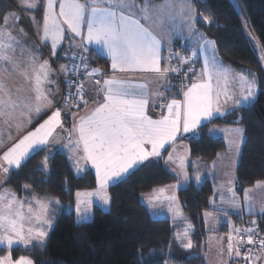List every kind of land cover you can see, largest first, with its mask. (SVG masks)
Returning a JSON list of instances; mask_svg holds the SVG:
<instances>
[{
  "label": "snow or ice",
  "instance_id": "snow-or-ice-1",
  "mask_svg": "<svg viewBox=\"0 0 264 264\" xmlns=\"http://www.w3.org/2000/svg\"><path fill=\"white\" fill-rule=\"evenodd\" d=\"M39 3L40 0H21L20 6L35 11ZM56 4L57 0H46L43 23L37 25V34L41 40L51 41L53 55L64 39L66 26L71 33L86 42L81 45L83 53L88 51V44H95L106 52L111 59L114 74L102 81L93 80L99 70L89 71L87 58L81 54L80 59L85 62L84 72L80 73L78 66L73 65L77 82L73 84L71 79L67 80L69 92L63 98V107L55 106L54 97L59 94V85L51 79L54 70L49 61H40L33 51L35 46L26 45L27 34L18 26L20 17L15 13L3 15V23L0 24V148L6 150L0 155V174L7 178L11 171L19 170L34 151L59 143L60 133H66L67 142L62 146L69 149V158L74 161L76 172L79 174L84 170L81 161H85L91 163L96 173L97 188L94 191L76 192L75 212L79 224L89 220L92 197L103 205L110 203L111 196L107 191L110 183L120 180L149 158L160 157L165 145L174 143L181 130L184 133L190 132L202 121H210L215 114H225L220 107V97L224 95L226 100L233 99L227 89L230 81L238 80L240 87V96L233 101L234 107L252 101L257 84L254 74L250 79L243 72L233 73L216 55L215 41L194 29L195 14L190 0H180L179 3L177 0H166L162 4L144 0L141 5H137L134 0H59L58 12ZM177 16L188 31L197 36L198 43V48L192 50L191 56L174 54L180 64L191 62L198 52H204L209 47L212 55L204 56L201 74L193 76L190 84L181 85L184 89L183 99H172L166 105H161L162 108L166 107V113L162 112L158 119H153L147 114V86L134 84L115 73L150 71L166 77L169 73L179 72L180 68L161 67L162 40L156 34L157 30L166 25L175 31L174 21ZM32 19L35 20L34 17ZM203 19L210 23L208 17ZM61 71L67 73L68 69L61 65ZM188 71L194 70L189 68ZM80 75L85 79L79 80ZM49 85H55L56 91L53 92ZM73 87L75 92L71 91ZM88 91H93L97 97L90 108V101L85 99ZM81 104L85 106L83 114L79 111ZM73 107L77 111L71 112L72 127L66 129L63 116ZM53 108L51 115L34 130L22 136L13 135V130L19 134L34 117ZM223 131L234 132L239 136L237 141L232 142L239 154L244 129L237 127ZM50 154L45 155L40 165L45 174L48 172ZM184 159L179 158L181 172L176 175H182L187 183L189 176L183 170ZM168 160H173L171 153ZM212 167H215V161ZM195 178L200 181L199 173ZM3 182L0 180V185ZM228 184L233 185V180L230 179ZM261 184L264 181L257 182L258 186ZM23 188L32 193L30 198L20 197L15 191L0 187V246L39 248L47 239L46 229L52 226V205L59 206L60 200L47 194L41 196L27 184ZM165 191L164 188L154 189L153 194L147 197L149 206L155 209L166 200L174 222L184 218L178 198L175 195H163ZM228 191L232 197L230 202L239 208L234 186H230ZM249 191L244 190V200L249 212H252L254 205ZM259 211L264 213V207ZM252 223L255 224V221ZM192 231V225L186 222L184 231L175 233L176 240L185 250L193 248ZM233 231H243L248 235L246 240L237 239L235 242L232 235L228 236L229 258L233 255L240 258L241 247L249 245L251 247H248L243 259L248 264L260 261L264 255V238L254 239L258 233L253 228H235ZM223 251L221 249V254ZM0 264H34V261L27 257L13 261L9 253L0 257Z\"/></svg>",
  "mask_w": 264,
  "mask_h": 264
},
{
  "label": "trees",
  "instance_id": "trees-1",
  "mask_svg": "<svg viewBox=\"0 0 264 264\" xmlns=\"http://www.w3.org/2000/svg\"><path fill=\"white\" fill-rule=\"evenodd\" d=\"M134 1L137 4L143 2ZM239 1L264 55V0ZM190 3L194 9L195 28L215 41V49L220 59L250 78L254 74L257 84L255 98L250 103L201 123L195 136L185 138L189 147L192 180L187 186L177 189V198L183 212L194 226L191 232L193 248L185 250L175 238L176 226L168 218L152 217L140 200L141 193L175 181V176L165 168L159 158L144 163L108 186L107 191L111 196L108 210L94 205L92 217L79 224L72 211L63 210L54 217L42 247H12L13 257L27 255L34 264H205L202 250L207 230L204 229L202 212L211 207L216 178V173L210 171V165L218 154L225 151L224 140L208 133L210 126L239 125L244 129L234 170L235 192L241 195L245 188L264 181V68L256 54L255 45L244 32L231 0H190ZM13 9V0H0V23L3 15ZM31 12L35 20L40 22L43 0ZM204 17H208L210 23ZM18 22L25 26L23 19L20 18ZM171 47H178L177 40L172 42ZM65 48L66 46L61 45L52 57L54 63L66 62L68 69L67 73L62 71L59 72L60 76L54 77L59 85L55 106L63 89L61 77L65 79L69 74L75 54H83L87 58L88 68L106 70L109 67L108 59L91 48L86 53L82 50L76 51L71 56H68ZM181 50L182 53H188L185 46ZM170 65L182 70V66H179L173 56ZM189 74L180 76L177 72L170 73L168 84L171 87L164 90L165 96L181 95L182 88L179 83L188 85L191 81ZM69 113L63 116L64 127L68 126ZM49 153L48 172L45 174L40 165ZM197 173L201 177L199 182L195 178ZM3 181V186L15 191L20 197H31L32 193L24 191L23 188L27 184L41 196L47 194L59 198L62 207L73 202L77 191L92 189L96 185L91 171L76 174L66 153L59 145L54 144L34 151L19 170L11 171ZM249 218L258 222V230L264 234V213L231 215L234 224L237 223L238 226ZM241 248L242 256L230 259L229 264H235L234 261L248 264L243 259L244 250Z\"/></svg>",
  "mask_w": 264,
  "mask_h": 264
},
{
  "label": "crops",
  "instance_id": "crops-1",
  "mask_svg": "<svg viewBox=\"0 0 264 264\" xmlns=\"http://www.w3.org/2000/svg\"><path fill=\"white\" fill-rule=\"evenodd\" d=\"M13 2L15 4V12L18 16L20 13H23L24 11H31V10H26L20 6L21 0H13ZM45 2H46V0H43V6H44ZM165 2H166V0H161L158 2H154V3L162 4ZM143 3H144V0L141 4H143ZM141 4H137V5H141ZM21 18H22V15H21ZM175 21H176V19H175ZM2 23H3V21L0 24H2ZM29 24H31V23H28V25ZM18 26H19V28H23L24 31L26 32V28H27L26 26H24V27L21 26L19 24V22H18ZM17 31H18V29H17ZM26 34H27V32H26ZM156 34L162 40L161 59H162L163 50L165 49L164 46L166 44L169 45L168 49L171 52L172 50H171L170 45H172V42L174 40H177L179 42L183 36L182 33H177V32H172V31L170 33L167 32V34L162 33V35L159 32H157ZM48 41H50V40H48ZM48 41H46V43H44V45H42L38 41L35 42V40L33 38L29 37V35L27 34V39H26L25 43L27 46H32V45L35 46L33 48V51L38 55L40 61H44V60L49 61L52 69L54 70V72L51 76V79L55 80L54 77L60 76L59 72H62L61 71V65L66 66L67 63L66 62L54 63L52 61V57L54 55L50 51L51 49H50ZM182 46H185L188 49V53H186V54H190L189 47L186 45L185 42L182 43ZM87 47L95 50L100 55L106 57L109 61V67L106 70H103L100 68H93V67L88 68L89 71H91L92 69H98L99 70V72L93 77V79L96 77L97 79L102 81L105 78L111 77L114 73H113V70L111 68V59H110V57L107 56L106 52L101 51L99 49V46H97L95 44H88ZM57 50H58V48H57ZM206 54L209 57H211L212 51H210V48L206 49ZM25 55H27V53H25ZM162 60H163V62H162ZM162 60H161V67L165 68L164 65L166 64V58H164ZM203 62H204V60H203ZM203 62L200 61V63L197 65L195 71L193 72L192 78H193V76H198L199 74H201L202 69H203ZM224 65L228 66L227 64H224ZM170 67H171V65H170ZM228 67H230V66H228ZM230 69L233 71V73H239L231 67H230ZM115 75H117L120 78L130 80L134 84H137V85L144 84L147 86L145 89V91L147 93V99L149 101L148 106H147V114L149 116H151L153 119H158L159 116L162 114V112L166 113V111H167L166 107L162 108L161 105H166L172 99H177V100L183 99V95L172 96V97H166L165 96L164 90L169 86V84H168V75L169 74L165 77L163 75H160V74H157L154 72H150V71L149 72L134 71V72H125V73H121V72L117 71L115 73ZM191 82H192V79H191L190 83ZM49 87H51L53 89V92L56 91L55 85H49ZM221 87H223V83L221 84ZM227 89H228V94L233 96V99L232 100H226L225 96L221 95L220 107H221L222 111H224V113L236 108V107H234L233 101H234V99H238L240 96V87H239L238 80L230 81L227 85ZM160 94H162V95H160ZM55 98H56V96L54 97V100H55ZM85 99H88L90 101V103L88 105V107L90 108L93 106L92 101H95L97 99V97L95 96L93 91H88L87 95L85 96ZM158 105H160V111H159V113L156 114L154 109ZM52 110H54V108L49 110L48 114L46 112V113H43L42 115L38 116L36 119L33 118L32 119L33 123L31 122L30 124H28L27 127L25 128V131L28 132V131L34 130L35 127H37L40 123H42L45 119H47V117L49 115H51ZM75 110L77 111V109H75ZM79 111L81 114H83V112L85 111V106L82 105L80 107ZM220 115H222V114L217 113L214 115V117L220 116ZM69 117L70 118H69L68 124H67L68 126L67 127L65 126L66 129H70L72 127L73 118H72L71 112L69 113ZM204 122H207V121H202V123H204ZM237 127L241 128L239 125H226V126H215L214 125V126H210L208 128V133L211 136H220L224 140L225 151L223 153L219 154L215 158V167H212L213 162L210 165L211 166L210 171L213 170V172L216 173V178L214 181L215 194H214V197L211 199V207L206 209V210H203V212H202L204 229L207 230L205 241H203V249H204V246H206L207 241L210 239L211 235H214V234L219 239L224 241L223 244H226L228 242V235H229L230 231L232 230L231 232L235 233L233 231V229L239 227L237 225V223L234 224L233 220L231 219L232 214H240V215L254 214V213L260 212L259 209L264 207V184H261L258 186L257 183H254L250 187L245 188V189L250 190L249 196L251 198V203L254 205L252 212H249L247 203L244 200V190L245 189L243 190L241 195H238L235 192L236 193L235 198H236L237 202L239 203V208L235 207V205L230 202L232 197H231V194L229 193L228 189L230 186H234V170H235V166H236L238 156H239V154L236 153L235 144L232 142L237 141L239 139V136L234 132H225L223 130L224 129H233V128H237ZM181 128H182V125H181ZM197 128L190 131V132H187V133H184L181 130V132L178 133L177 139L175 140L174 143H170V144L165 145V150L161 151L160 157H152V158H149L148 161H146V162H149V161H153V160L160 158L162 160V163L165 166V168L171 174H173L175 176V181L170 182L168 184L153 187L151 190L141 193L140 200L144 204V206L147 208V210H148V208H152L149 206V204L147 202V197L149 196L150 193L153 194L154 189L164 188V189H166V191L163 195H165V196L175 195L177 197V189L179 187L187 186L191 182L192 175H191V172L189 169V163H190L191 159H190V154H189L188 143L185 141V138L195 136L197 134ZM210 129H212L213 131H209ZM66 135H67L66 133L61 132L59 137H58L60 142L55 143L54 146L59 145V148L62 149L68 157V155L71 154L68 151L69 149L66 148V150H64V147L62 146L64 143L67 142L65 139ZM242 141L240 143V147H241ZM230 144H231V146H230ZM148 147L150 149V146H148ZM170 153L173 156V160H168V156ZM180 157L185 158L183 170L186 171L188 176H189V180L187 181V183L184 182L182 175H180V176L176 175L177 172H181L180 160H179ZM69 161H70V164L73 168V171L75 172L74 161L72 159H69ZM81 165L84 169L82 172H85L87 170L91 171L93 173V175L95 177V181H96L95 168L91 165V163L81 161ZM76 174H78V173H76ZM79 174H81V173H79ZM230 179L233 180V185L228 184V181ZM173 186H177V187H173ZM3 187H5V186H3ZM85 190H90V189H85ZM82 191H84V190H80V192H82ZM143 195H148L145 199L146 201H143V199H142ZM222 197H223V199H222ZM75 198H76V194H75L74 199ZM74 199H73V201H74ZM147 205H148V207H147ZM167 207H168V201L163 200L160 204H158V206L155 209H153V208L152 209L155 212H157V216L162 214L163 212H164V214H167V215L170 214L169 215L170 218H169V216H163V215H161V216L163 218H168L176 226L175 233H177V232L182 233L181 231H184L186 222L190 223L192 225V227H194L193 224L191 223V221L189 220L188 216L184 212H183V217L186 219L178 218L174 222L173 214L168 211ZM65 211L75 212V206L74 205L72 206V203L68 204L65 207ZM148 212H149V210H148ZM206 213H207V215H205ZM249 220H253V219L249 218V219H246L245 221H249ZM221 223H223V225H221ZM235 235H236L235 239L237 240L238 239L237 233H235ZM241 253H242V248H241ZM262 257L264 258V255H262ZM231 259H233V258H231ZM205 264H207V263L205 262Z\"/></svg>",
  "mask_w": 264,
  "mask_h": 264
},
{
  "label": "rangeland",
  "instance_id": "rangeland-1",
  "mask_svg": "<svg viewBox=\"0 0 264 264\" xmlns=\"http://www.w3.org/2000/svg\"><path fill=\"white\" fill-rule=\"evenodd\" d=\"M180 1L178 0L177 3H179ZM231 3L234 7V9L236 10L239 18H240V21H241V25H242V28L244 30V32L246 33V35L248 36V38L250 39L251 43L253 45H255V49H256V54L264 68V55L263 53L261 52L260 50V47H259V44H258V41L249 25V20H248V17L246 15V12L241 4V2L239 0H231ZM192 7V6H191ZM193 9V7H192ZM44 6H43V12H44ZM56 11L58 12L59 11V0L57 1V4H56ZM194 11V9H193ZM43 12H42V19L40 22L32 19V17H34L33 13L31 11H24L23 13H20L19 14V17L21 18V15H22V18L23 21H24V24L25 26L27 27L26 28V32L27 34L29 35V37L33 38L35 40V42H39L41 43L42 45H44V43H46V41H42L41 40V36L37 34V25L38 24H42L43 23ZM8 13H15V9L9 11ZM7 13V14H8ZM35 18V17H34ZM28 23H31L28 25ZM31 25V26H30ZM174 26H175V31H173L172 29H170L167 25L162 28V29H159L157 30V32H159L161 35L162 33H166L167 32H177V33H182L183 36L181 38V40L178 42L177 41V45L178 47H171V52L169 51V45H165L164 48H165V53H163L162 55V59L166 58V64L164 65L165 68H173L172 66L170 67V54L171 56L175 57L176 56L174 54L176 53H179L180 56L182 57H188V56H191L192 54V50L193 49H196L198 48V43H197V36L196 35H193L191 32L188 31L187 27L183 24V22L181 21V19L179 18V16H177L176 18V21L174 22ZM194 29L198 32V33H201L200 31H198L195 26H194ZM86 28L84 29V34L86 35ZM205 36V35H204ZM206 37V36H205ZM180 38V37H179ZM207 39H209L208 37H206ZM211 40V39H209ZM49 42V46H50V51L53 53V49L51 47V41H48ZM185 42L186 45L189 47V50H190V54H186V52L182 53V43ZM82 44H86L85 41H82L81 37L79 36H75L73 33H71L67 27L65 26V35H64V39L61 41V43L57 46L58 50L60 49L61 45L63 46H66L65 48V51L66 53L68 54V56L72 55L74 52L76 51H79V50H82V47L81 45ZM38 45V44H37ZM171 46V45H170ZM57 48L55 49V53L57 52ZM210 48V51L211 50V47ZM51 53V54H52ZM207 55L206 54V50L204 52H199L197 57H195L191 62L189 63H186V64H183L181 65L180 64V61L177 59L178 61V64L179 66L181 67L182 66V70L181 71H184L185 73H190V78L192 79V75H193V72L195 71L197 65L200 63V61L203 62L204 60V56ZM216 55L218 56L217 52H216ZM168 57V59H167ZM219 57V56H218ZM220 59V57H219ZM169 60V61H168ZM222 60V59H220ZM66 61V60H65ZM60 63V62H59ZM224 64H226L224 61H223ZM229 66V65H228ZM189 68H192L194 71L193 72H189L188 69ZM199 70V69H198ZM170 74V73H169ZM184 89L181 90V95H182V91ZM83 104H81L82 106ZM70 112H76V110L72 109L70 110ZM48 114V112H47ZM42 115V114H41ZM37 117H34V119H36ZM35 121V120H34ZM33 123V122H32ZM24 134H27V131H25V128L21 130V132L19 134H17L14 130H13V135L14 136H22ZM6 148H0V155H2V152L5 151ZM64 150H66V148H64ZM69 151V150H68ZM71 154L68 155V158L70 157ZM70 159V158H69ZM76 172V170H75ZM77 173V172H76ZM83 173V172H81ZM5 177L0 174V180L3 181ZM96 187L93 188V189H90V190H84L82 192H92L94 191L96 188H97V181H96ZM0 187L2 188H7V187H3L2 185H0ZM149 195H152V193H150ZM148 195H143L142 196V199L143 201H146V197ZM171 196V195H170ZM92 200H93V204H92V208H91V213H90V217L89 219L92 217V210H93V206L94 205H97L99 206L100 208H102L103 210H108L109 209V204L108 205H103L102 203L99 202V200L95 197H92ZM75 203H76V198L74 199V201L72 202V206L74 205L75 206ZM67 205V204H66ZM66 205H64V207H62L61 205L57 206L55 204L52 205V211L50 213V218L52 219V225H53V219L54 217L61 211L65 210V207ZM148 207V205H147ZM168 208V207H167ZM149 210V213L152 217H162L161 215L163 216H169L167 214H164V212L160 215L157 216V212H155L152 208H148ZM74 214V219L75 221L77 222V214L76 212H73ZM170 218V216H169ZM52 227V226H51ZM51 229V228H50ZM50 229H46L48 232ZM232 231V230H231ZM229 233V235H232L233 236V240L235 242V233L231 232ZM183 232V231H181ZM228 235V236H229ZM261 238H264V234H261ZM224 241H222L221 239H219L215 234L214 235H211L210 239L207 241V244L206 246H204V249H203V256H204V261L207 263V264H229V260L231 258L233 259H237V257H235L233 255V257L229 258L228 254H227V243L226 244H223ZM13 247H23V246H13ZM12 248V247H11ZM11 248H8V247H3V246H0V257H4V256H7L11 255V259L13 261H16L17 259H19L20 257H27V258H30L29 256L27 255H20L18 257H13L12 254H11ZM221 249H223V254H221ZM31 259V258H30ZM32 260V259H31ZM235 264H239L237 261L233 262ZM256 264H264V258L261 257V260L260 261H257Z\"/></svg>",
  "mask_w": 264,
  "mask_h": 264
},
{
  "label": "built area",
  "instance_id": "built-area-1",
  "mask_svg": "<svg viewBox=\"0 0 264 264\" xmlns=\"http://www.w3.org/2000/svg\"><path fill=\"white\" fill-rule=\"evenodd\" d=\"M80 56H81V54H75L74 56H73V58H72V60H71V69H70V71H69V74L66 76L67 78H65V79H63L62 77H61V88H63L62 89V92H61V94L59 95V98H58V101H57V103H56V106H59V107H62L63 106V98L68 94V92H69V88H68V84H67V80L68 79H71V81L73 82V84H75L76 82H77V73L75 72V71H73V65H76V66H78V69H79V72L80 73H83L84 72V69H85V62L84 61H82L81 59H80ZM177 74L178 75H180V76H182V75H184V74H186L184 71H181V69H180V71L179 72H177ZM85 79V77L83 76V75H80L79 76V80H84ZM97 78L95 77L93 80H96ZM182 84H184V83H179V86L181 87V85ZM71 91L72 92H75L76 91V89L73 87L72 89H71ZM154 111H155V113L157 114V113H159V111H160V106L158 105V106H156L155 107V109H154ZM253 221H255V224H253L252 222ZM239 229H247V228H253L254 230H256V232L258 233L257 235H254V239H259V238H261V234H263V233H261L259 230H258V222L256 221V220H249V221H244V222H242L240 225H239V227H238ZM237 235H238V239H244V240H246L247 239V235H248V233H246V232H240V233H237ZM243 247V250H244V252H243V254L245 255L246 253H247V249H248V247H251V246H249V245H244V246H242Z\"/></svg>",
  "mask_w": 264,
  "mask_h": 264
}]
</instances>
